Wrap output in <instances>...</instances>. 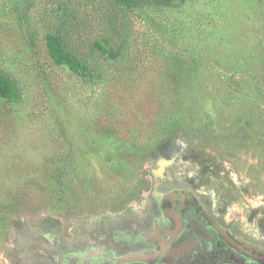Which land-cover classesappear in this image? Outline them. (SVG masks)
Segmentation results:
<instances>
[{
  "label": "rangeland",
  "instance_id": "1",
  "mask_svg": "<svg viewBox=\"0 0 264 264\" xmlns=\"http://www.w3.org/2000/svg\"><path fill=\"white\" fill-rule=\"evenodd\" d=\"M15 2L0 264H264V0ZM69 24L91 80L50 54Z\"/></svg>",
  "mask_w": 264,
  "mask_h": 264
},
{
  "label": "trees",
  "instance_id": "2",
  "mask_svg": "<svg viewBox=\"0 0 264 264\" xmlns=\"http://www.w3.org/2000/svg\"><path fill=\"white\" fill-rule=\"evenodd\" d=\"M20 1H25L28 5L31 3V0H16L15 5L17 8L20 6ZM73 0H59L64 6L70 4ZM116 3L125 7H135L140 4H148V5H161L162 3H167L173 0H114ZM68 3V4H67ZM66 8V7H64ZM69 8V6H68ZM71 9V8H70ZM68 19H71L68 18ZM69 20L66 21V23ZM68 25V24H67ZM115 24L111 23L110 26L113 27ZM61 30L50 31L47 34L46 40L47 45L53 59L59 64H65L69 66L72 70L80 74L84 79L91 80L93 77L91 76V70L88 67L80 55L75 53L70 49L67 44L68 36L72 33L73 24H69L70 28H63ZM60 28V29H61ZM94 46L103 54H111V49L102 45L99 41L94 42ZM18 96L17 88L14 86L13 82L5 75L0 74V98H14Z\"/></svg>",
  "mask_w": 264,
  "mask_h": 264
}]
</instances>
